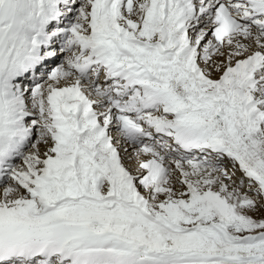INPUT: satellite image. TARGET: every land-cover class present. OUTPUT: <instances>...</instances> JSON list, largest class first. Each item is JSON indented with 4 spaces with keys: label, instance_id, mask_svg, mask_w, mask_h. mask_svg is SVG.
Listing matches in <instances>:
<instances>
[{
    "label": "snow or ice",
    "instance_id": "obj_1",
    "mask_svg": "<svg viewBox=\"0 0 264 264\" xmlns=\"http://www.w3.org/2000/svg\"><path fill=\"white\" fill-rule=\"evenodd\" d=\"M0 264H264V0H0Z\"/></svg>",
    "mask_w": 264,
    "mask_h": 264
}]
</instances>
